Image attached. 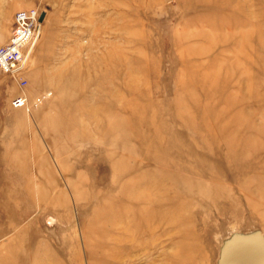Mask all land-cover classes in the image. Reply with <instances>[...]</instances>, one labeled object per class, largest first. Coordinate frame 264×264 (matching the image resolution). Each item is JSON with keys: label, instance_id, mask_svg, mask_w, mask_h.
<instances>
[{"label": "rangeland", "instance_id": "374dc122", "mask_svg": "<svg viewBox=\"0 0 264 264\" xmlns=\"http://www.w3.org/2000/svg\"><path fill=\"white\" fill-rule=\"evenodd\" d=\"M29 8L27 85L0 73V264L264 252V0H0V46Z\"/></svg>", "mask_w": 264, "mask_h": 264}, {"label": "built area", "instance_id": "2783aa9c", "mask_svg": "<svg viewBox=\"0 0 264 264\" xmlns=\"http://www.w3.org/2000/svg\"><path fill=\"white\" fill-rule=\"evenodd\" d=\"M41 12L37 8L19 9L14 15V24L8 41L0 46V73L8 74L22 86L27 85L26 63L40 36ZM43 97L37 99L41 102ZM15 108L30 109L28 98L20 95L12 100Z\"/></svg>", "mask_w": 264, "mask_h": 264}, {"label": "bare ground", "instance_id": "6f19581e", "mask_svg": "<svg viewBox=\"0 0 264 264\" xmlns=\"http://www.w3.org/2000/svg\"><path fill=\"white\" fill-rule=\"evenodd\" d=\"M148 202L150 203V205L152 204V205H157V206H159L160 204H161V202H155V201H152V200H148ZM147 202V203H148ZM148 203V204H149ZM149 205V206H150ZM162 216H164V214L163 213H155L154 211H150L149 213H147V215H145V217L143 218V223H144V225L146 226V228H147V231L150 233L151 231H155V227H154V225H153V222L155 221V219L158 217V218H162ZM142 223V224H143ZM257 246H259V245H257ZM257 246H255L256 247V249L258 250V248H257ZM244 247V246H243ZM245 247H246V245H245ZM245 247H244V249H245ZM249 247V246H248ZM260 247L261 246H259V249H260ZM239 248H242V245H241V247H239ZM252 248V247H251ZM234 249H236L235 247H234ZM232 250H233V248H232ZM232 250H231V252H232ZM245 250H247V249H245ZM244 251V250H243ZM250 251V250H249ZM249 251H248V253H249ZM243 253H246V252H243ZM230 255L232 254V253H229ZM228 253H227V255L228 256H230ZM239 254V253H238ZM247 254V253H246ZM227 255H226V257H227ZM257 255V254H256ZM259 255V254H258ZM244 257V256H243ZM249 257V256H248ZM230 257H228V259H229ZM114 260H117L118 261V258H115ZM226 262H228V261H226ZM225 262V263H226ZM223 263H224V260H223ZM234 263V262H233ZM227 264V263H226Z\"/></svg>", "mask_w": 264, "mask_h": 264}, {"label": "water", "instance_id": "95a60500", "mask_svg": "<svg viewBox=\"0 0 264 264\" xmlns=\"http://www.w3.org/2000/svg\"><path fill=\"white\" fill-rule=\"evenodd\" d=\"M44 17H45V12H42L41 13V16H40V21L42 22L44 20ZM264 247V246H263ZM252 253V252H251ZM263 253V254H262ZM262 253H259V255H255L254 258H246L243 260L242 259V262L245 263V264H264V252ZM254 255V254H253ZM250 257H252V254L250 255ZM235 259L237 260V258H233L232 261ZM238 261V260H237Z\"/></svg>", "mask_w": 264, "mask_h": 264}]
</instances>
